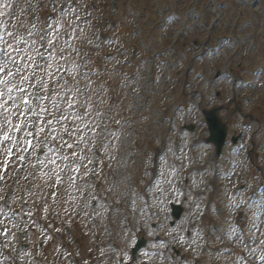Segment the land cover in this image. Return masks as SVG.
I'll return each mask as SVG.
<instances>
[{
	"label": "rangeland",
	"instance_id": "1",
	"mask_svg": "<svg viewBox=\"0 0 264 264\" xmlns=\"http://www.w3.org/2000/svg\"><path fill=\"white\" fill-rule=\"evenodd\" d=\"M28 1L0 0V176L11 148L21 152L11 129L42 29L51 60L41 63L35 83L46 82L41 132L50 142L31 190L19 194L28 208L15 207L12 235L30 230L28 246L8 261L264 264V0H120L117 9L114 0ZM218 106L226 107L219 116L230 137L244 122L254 126L246 136L250 157L229 140L214 156L202 111ZM185 125L196 131L182 132ZM161 151L157 172L153 157ZM6 190L0 187L1 196ZM171 204L184 208L172 229ZM142 236L149 245L133 262L131 248ZM176 249L188 257L184 263Z\"/></svg>",
	"mask_w": 264,
	"mask_h": 264
},
{
	"label": "water",
	"instance_id": "2",
	"mask_svg": "<svg viewBox=\"0 0 264 264\" xmlns=\"http://www.w3.org/2000/svg\"><path fill=\"white\" fill-rule=\"evenodd\" d=\"M215 115H216L215 111L211 112L208 115V120L210 122V129L212 132L211 140H216L218 136H221V138H220L221 139L220 144H221L225 138V130L222 127V125L220 124L219 119ZM219 146L221 147L222 145H219ZM179 215H180L179 211L175 213L176 217H179ZM143 244L144 243H139L137 249H139L141 246H143Z\"/></svg>",
	"mask_w": 264,
	"mask_h": 264
},
{
	"label": "snow or ice",
	"instance_id": "3",
	"mask_svg": "<svg viewBox=\"0 0 264 264\" xmlns=\"http://www.w3.org/2000/svg\"><path fill=\"white\" fill-rule=\"evenodd\" d=\"M26 102V101H25Z\"/></svg>",
	"mask_w": 264,
	"mask_h": 264
}]
</instances>
